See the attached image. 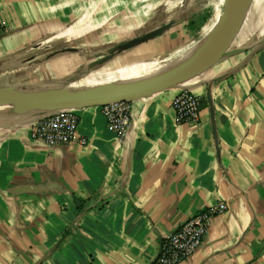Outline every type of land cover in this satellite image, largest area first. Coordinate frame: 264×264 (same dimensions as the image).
<instances>
[{"label":"crops","instance_id":"obj_1","mask_svg":"<svg viewBox=\"0 0 264 264\" xmlns=\"http://www.w3.org/2000/svg\"><path fill=\"white\" fill-rule=\"evenodd\" d=\"M155 9L140 14L117 0H0V86L110 83L130 65L115 68L127 53L159 50L173 38L172 26L99 64L104 74L87 76L116 44L175 21ZM225 46L200 75L131 101L124 136L90 106L76 110L77 140L50 145L32 137L34 115L1 109L0 264H150L165 236L220 202L227 210L179 264H264V0L240 14ZM182 89L202 98L198 122L176 120L172 101Z\"/></svg>","mask_w":264,"mask_h":264},{"label":"water","instance_id":"obj_2","mask_svg":"<svg viewBox=\"0 0 264 264\" xmlns=\"http://www.w3.org/2000/svg\"><path fill=\"white\" fill-rule=\"evenodd\" d=\"M225 5L226 8L221 13L218 22L211 31V38L204 50V58L181 70L156 78L123 85L118 83H104L100 85L81 86L80 88L61 89H23L12 85H3L0 86V105H17L19 103L34 104L35 106L27 111H14V114L23 117L34 115L38 121L40 118L59 110H77L83 107L103 106L116 101L131 102L140 97L178 86L209 69L219 61L226 50V36L233 29L238 17L242 13V0H226ZM172 26L173 23L170 25H159L116 44L96 64L97 69L92 68L87 73V76H92L100 72L99 64L107 62L119 53L130 50L159 36ZM150 61L152 60H148L147 62ZM84 79L86 78L84 77L81 80ZM7 108L11 109L9 107Z\"/></svg>","mask_w":264,"mask_h":264},{"label":"built area","instance_id":"obj_3","mask_svg":"<svg viewBox=\"0 0 264 264\" xmlns=\"http://www.w3.org/2000/svg\"><path fill=\"white\" fill-rule=\"evenodd\" d=\"M202 98L182 89L172 101L178 123L198 122L201 116ZM107 120L108 129L118 136H124L131 121V102L116 101L100 106ZM79 116L76 109H63L40 118L33 127L32 137L50 145H64L77 140ZM86 144L85 137L79 138ZM227 210V204L220 202L204 208L180 223L163 238L156 258L150 264H179L191 256L201 244L214 215Z\"/></svg>","mask_w":264,"mask_h":264},{"label":"rangeland","instance_id":"obj_4","mask_svg":"<svg viewBox=\"0 0 264 264\" xmlns=\"http://www.w3.org/2000/svg\"><path fill=\"white\" fill-rule=\"evenodd\" d=\"M136 1V5L133 3ZM118 4H125V6L130 8L132 11L137 10L142 13L146 8L155 7V11L162 12V15L167 20H175L173 22V38L169 39L166 36L167 42L166 47H162V49L154 50V48L149 49L150 45H143L140 47L139 51H137V54H128L124 59L121 58L118 60V62H115V68H118L119 66L125 67H132L130 68V72L119 74L118 77L110 81V83H118L122 79H128L133 78L138 75H144L145 69H143L144 65L148 64H154L159 63L162 60H169L176 56L177 53L184 51L187 47L192 45L196 40L201 38V29L206 25L203 32L207 29L208 25H210L209 21L212 19L216 9L220 10L221 12L224 11L226 8V0H117ZM144 5L145 8H144ZM144 8V10H143ZM154 12V11H152ZM151 15L148 12L146 15H141L139 18L141 20H146ZM137 22V21H136ZM140 23V22H139ZM207 23V24H206ZM3 26L2 23H0V28ZM196 26L198 27L197 29ZM149 27H145L144 30L148 29ZM143 30V31H144ZM139 33V32H136ZM135 35V34H134ZM133 35V36H134ZM149 50H148V49ZM156 52L160 54L159 56H156ZM148 60H152L150 62H147ZM144 61V62H143ZM139 62V63H134ZM142 62V63H140ZM134 66H138L139 69L134 68ZM7 107L11 108L8 109ZM18 105H0L1 109H6V111L14 112L18 111ZM29 109V108H28ZM27 109V110H28Z\"/></svg>","mask_w":264,"mask_h":264},{"label":"bare ground","instance_id":"obj_5","mask_svg":"<svg viewBox=\"0 0 264 264\" xmlns=\"http://www.w3.org/2000/svg\"><path fill=\"white\" fill-rule=\"evenodd\" d=\"M250 3H251V0H242V5H241V12L242 13L246 12ZM217 22H218V20L214 23V25L211 27V29L209 30V32L205 36H203L199 40L195 41L192 45L187 47L184 51H182L181 53H179L175 57H173L169 60H163L159 63L144 65V67H143V69H145L144 75L140 74V75L133 77V78L122 79L118 82V84H121V85L129 84V83H134V82H138V81L156 78V77H159V76H162L165 74H170V73L181 70V69H183V68H185V67H187L193 63H196V62L202 60L205 56V53H204L205 47L211 38V34H212L211 31L215 27ZM132 67H130V68H132ZM135 67L136 66H134V68ZM130 68L129 67L122 68L119 72H117V74L127 73L130 70ZM136 69H139V67L137 66ZM104 72H106V71H104ZM104 72H102V73L100 72V73L104 74ZM108 73L111 74L110 72H108ZM101 84H104V83H101ZM17 105H18V107H20L21 112H25V111H27L28 108L30 109L33 106H35L34 104H29V103H19Z\"/></svg>","mask_w":264,"mask_h":264},{"label":"trees","instance_id":"obj_6","mask_svg":"<svg viewBox=\"0 0 264 264\" xmlns=\"http://www.w3.org/2000/svg\"><path fill=\"white\" fill-rule=\"evenodd\" d=\"M199 39H200V38H199ZM199 39H198V40H199ZM181 52H182V51H181ZM181 52H179V53H181ZM179 53H177L176 55H178Z\"/></svg>","mask_w":264,"mask_h":264}]
</instances>
